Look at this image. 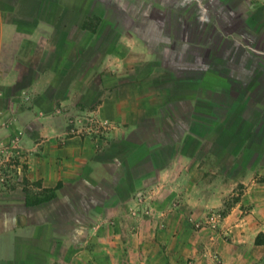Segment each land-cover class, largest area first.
I'll use <instances>...</instances> for the list:
<instances>
[{"label":"crops","instance_id":"1","mask_svg":"<svg viewBox=\"0 0 264 264\" xmlns=\"http://www.w3.org/2000/svg\"><path fill=\"white\" fill-rule=\"evenodd\" d=\"M215 1L220 3L0 0V44L15 46L8 65L0 67V97L10 89L25 94L27 100H17L22 109L16 112L28 113L31 120V125L13 136L14 140L20 139L12 148L20 152L15 157L18 164L14 159V172L22 168L30 189H34L30 184L34 181L37 190L49 192L42 198L34 197L30 194L35 192L22 190V178H0V264H212L202 257L209 245L207 233L189 235L179 225L152 229L150 234L156 236L153 243L142 237L135 246L130 245L127 236L134 230L129 225L128 209L137 204L133 195L139 194L137 200L153 198L158 210H167L173 220H183L189 212L199 214L201 219L210 207H220L236 187L242 191L238 205H246L250 215L235 219L233 213H226L223 220L229 221L232 244L220 240L213 250L221 264H264V181L251 179L253 174H246L251 178H225L219 168L214 176L206 175V164H193L188 148L178 154L168 132L162 133L161 128L157 136L140 139L142 121L128 115L132 108L129 103L140 97L139 88L119 81L127 73L129 59L148 56L146 45L151 41L155 43L154 57L170 59L173 52H166L164 44L180 40L173 32L172 37L166 35L165 28L207 24L208 18L203 15ZM107 8L127 19L124 23L121 20L124 29L114 35L112 20L102 17ZM135 10L146 13L148 18L147 13L151 14V19H139L136 13L133 15ZM4 58L0 47V61ZM88 76L97 85L87 81ZM112 76L116 77L113 84L103 81ZM23 77L26 82L19 85ZM86 90L98 97L94 102L95 117L118 133L109 136V143L119 141L121 150L90 149L91 142L81 127L65 135L70 92ZM81 100L77 93L74 101ZM36 106H42L44 111ZM76 106L75 102L73 107ZM10 135L2 134L0 138ZM249 138H256V134ZM190 139L186 137L185 141L190 143ZM129 145L132 146L128 148ZM263 146H250L248 153L257 157L264 151ZM134 151L138 154L130 162L128 156ZM155 152L162 158L161 164L148 168L149 174L140 172L144 166L141 161L154 157ZM119 153L122 157L118 164L114 161ZM2 161L1 158L0 174L11 172L13 165ZM133 250L140 252V260L130 259L129 252ZM149 250L152 254H148ZM167 251L195 257L166 258Z\"/></svg>","mask_w":264,"mask_h":264},{"label":"rangeland","instance_id":"2","mask_svg":"<svg viewBox=\"0 0 264 264\" xmlns=\"http://www.w3.org/2000/svg\"><path fill=\"white\" fill-rule=\"evenodd\" d=\"M218 1L219 4L216 1L212 3L203 15V18H208L207 24L203 22V26L180 25L165 28L166 35L172 37L173 32L175 39L180 40L164 44L167 48L166 52L169 53L170 50L173 52L170 59L162 60L158 56L154 57L155 43L151 41L146 45L148 56L129 59L127 73L120 77L119 81L123 80V83L131 84L135 89L139 88L140 97H135L133 102L129 103L132 108L128 115L141 119L142 123L138 130L140 139L151 137L152 134L157 136L161 128L162 133L168 132L178 154L188 148L189 158L193 164H206L209 170L206 175L214 176L219 168V173L225 178L227 176L238 178L239 175H243V178L252 176L251 179L264 181V151L261 155L253 157L247 150L250 146L260 149L264 145V1ZM133 13L142 20L151 19V14L147 13L150 16L148 18L146 13L141 14V11L135 10ZM102 17L112 20L113 35L124 29L121 20L123 23L127 21L110 8L104 10ZM0 47L3 56L6 57L0 61V67H5L15 46L12 43H1ZM135 47L136 45L133 46ZM138 49L140 48L136 47V50ZM24 52L28 53L26 50ZM89 77L92 76H88L86 80L97 85L96 80L90 81ZM109 78L103 81L105 83L116 81L115 76ZM25 82L26 77H23V82L19 85ZM119 90L121 92V88ZM77 93L82 97L81 102L74 101ZM70 94L68 107H65L67 113L65 135L73 133L75 131L73 128L81 127L82 134H86V139L91 142L88 144L90 149L96 151L111 147L121 150L119 141L109 143V136L114 137V133L118 134L117 131L94 115L96 109L94 102L98 97H92L93 92L88 90L70 92ZM21 98L27 100L25 94L20 91L14 93L12 89L5 92L4 97H0V136L11 134L7 139L0 138V159H3L2 164L13 165L12 169L10 168L11 172L3 171L0 178L5 180L22 178L25 183L22 190L25 192L30 190L31 193L35 192L30 195L42 198L49 192L37 190L38 184L36 185L34 181L30 182L34 189H30L22 168L14 172L15 160L18 164V159L15 157H19L20 152L12 148L16 142H20V139L14 140L13 136L25 130L27 124L31 125L28 113L16 112L22 109L17 103ZM168 98L172 101L168 102ZM75 102L77 106L73 107ZM36 107L43 110L42 106ZM34 126L32 125L31 129ZM252 134H256V138L247 139ZM129 136L130 134L125 137ZM186 137L191 138L190 143L185 141ZM130 141L132 140L129 139L128 142ZM131 146L129 145L128 148ZM167 148L162 147V150ZM100 154V158H103V153ZM137 154L138 151L130 153L129 161L134 160ZM153 154L154 157L141 161L144 166L140 172L147 171L149 174L148 168L151 170L155 164H161L162 158L158 152ZM121 157L119 153L118 159L114 162L121 163ZM122 163L125 164V158L122 159ZM253 167H256L255 171ZM246 174L253 175L246 176ZM241 194V188L236 187L228 193L220 207H210L201 219L199 214L194 216L189 212L188 216L178 221L173 220L167 210L163 208L158 210L153 198L143 197L146 199L145 202L143 198L137 200L139 194H134L133 198H136L137 204L133 205V208L130 207L127 214L129 225L134 231L130 232L127 240L133 246L139 239L142 240V237H147L153 243L156 236L150 234L152 229L179 225L189 235L192 232L207 233L209 245L205 251L203 250L202 257L206 256L212 264H221V258L213 248L220 240L224 244H232L233 233L229 221L223 220L224 216L226 213H233L232 217L241 219L250 215L246 205H238ZM234 207L236 209L232 211ZM137 231L142 233L136 234ZM139 254L140 252L136 250L130 251V259L140 260L142 256ZM148 254H152V250H149ZM166 254V258L182 257L188 260L195 257L187 256L182 251L175 254L167 251Z\"/></svg>","mask_w":264,"mask_h":264},{"label":"built area","instance_id":"3","mask_svg":"<svg viewBox=\"0 0 264 264\" xmlns=\"http://www.w3.org/2000/svg\"><path fill=\"white\" fill-rule=\"evenodd\" d=\"M205 222V221H204Z\"/></svg>","mask_w":264,"mask_h":264}]
</instances>
